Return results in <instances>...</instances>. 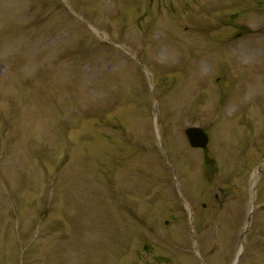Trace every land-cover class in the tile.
Segmentation results:
<instances>
[{
  "label": "rangeland",
  "instance_id": "obj_1",
  "mask_svg": "<svg viewBox=\"0 0 264 264\" xmlns=\"http://www.w3.org/2000/svg\"><path fill=\"white\" fill-rule=\"evenodd\" d=\"M0 264H264V0H0Z\"/></svg>",
  "mask_w": 264,
  "mask_h": 264
},
{
  "label": "water",
  "instance_id": "obj_2",
  "mask_svg": "<svg viewBox=\"0 0 264 264\" xmlns=\"http://www.w3.org/2000/svg\"><path fill=\"white\" fill-rule=\"evenodd\" d=\"M184 133L188 139V142L190 144V146L192 147H196V148H205L207 146L208 143V136L207 134L204 132V130L201 127L198 126H187L184 129ZM252 208H254V199H252ZM250 218H251V212L249 213L248 216V222L246 227L243 229L242 234H241V243L243 245V236L249 226L250 223ZM241 254V248L238 252L237 258L239 257V255ZM237 260V259H236Z\"/></svg>",
  "mask_w": 264,
  "mask_h": 264
}]
</instances>
